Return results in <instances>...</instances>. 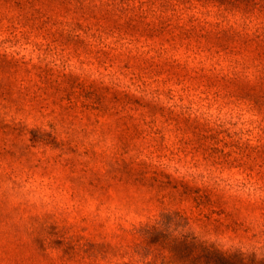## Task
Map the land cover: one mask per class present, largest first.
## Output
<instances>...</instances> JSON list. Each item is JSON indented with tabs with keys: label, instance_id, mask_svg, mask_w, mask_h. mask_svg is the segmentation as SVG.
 I'll list each match as a JSON object with an SVG mask.
<instances>
[{
	"label": "rangeland",
	"instance_id": "1",
	"mask_svg": "<svg viewBox=\"0 0 264 264\" xmlns=\"http://www.w3.org/2000/svg\"><path fill=\"white\" fill-rule=\"evenodd\" d=\"M173 211L264 257V0H0V264H169Z\"/></svg>",
	"mask_w": 264,
	"mask_h": 264
},
{
	"label": "trees",
	"instance_id": "2",
	"mask_svg": "<svg viewBox=\"0 0 264 264\" xmlns=\"http://www.w3.org/2000/svg\"><path fill=\"white\" fill-rule=\"evenodd\" d=\"M178 220H183L179 212H167L157 224L139 228L147 242L161 239L169 264H264V257L259 258L255 253L221 249L190 234L177 237Z\"/></svg>",
	"mask_w": 264,
	"mask_h": 264
}]
</instances>
